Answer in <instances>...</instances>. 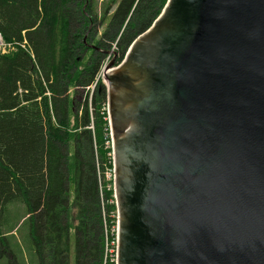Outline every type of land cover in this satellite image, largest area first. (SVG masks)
<instances>
[{"label": "water", "instance_id": "1", "mask_svg": "<svg viewBox=\"0 0 264 264\" xmlns=\"http://www.w3.org/2000/svg\"><path fill=\"white\" fill-rule=\"evenodd\" d=\"M104 75L115 264H264V0H168Z\"/></svg>", "mask_w": 264, "mask_h": 264}, {"label": "trees", "instance_id": "2", "mask_svg": "<svg viewBox=\"0 0 264 264\" xmlns=\"http://www.w3.org/2000/svg\"><path fill=\"white\" fill-rule=\"evenodd\" d=\"M97 1L0 0V35L14 46L0 54V258L11 255L8 264H25L16 239L22 223L31 264H69L70 230L75 264H115L116 205L104 177L112 168L107 91L96 80L102 51L134 0L120 1L95 40L100 51L89 47L91 29L114 0ZM165 1L120 36L116 60ZM17 205L24 210L12 218Z\"/></svg>", "mask_w": 264, "mask_h": 264}, {"label": "rangeland", "instance_id": "3", "mask_svg": "<svg viewBox=\"0 0 264 264\" xmlns=\"http://www.w3.org/2000/svg\"><path fill=\"white\" fill-rule=\"evenodd\" d=\"M103 0H98L97 1V3H100V2H102ZM120 1L121 0H114V3H113V5H110L111 6V10L108 12V14L106 15L107 16V18L104 20V22L102 23V25L99 23V21H97L96 22V24L95 25H93L92 26V29H91V34L93 35V37L95 38L94 39V43H91V44H89V47L90 48H94V49H96V50H99L100 51V49L99 48H96L97 46L95 45V40L97 39L98 40V38H100V37H102L101 35H103V32L105 31V29L107 28V26H108V23H109V21H110V18H111V15L112 14H114L115 13V11H116V9H117V7L119 6V4H120ZM158 1H160V0H158ZM145 3V1H143V0H134L133 1V3H132V5H131V8L129 9V11H128V13L126 14V16H125V18H124V20H123V23L120 25V27H118L117 29H116V39L114 40V41H111L110 40V43H109V45L105 48V50L104 51H102L103 52V54H104V57L102 58V60H101V63H100V65H101V68H100V71H99V73H98V77H97V80H96V82L97 81H99L100 80V82H102L103 84H106V78H105V75H104V68H105V66L112 60V59H114V65L116 66V65H118L122 60H123V58L121 59H119V60H116L118 57H119V49H118V46H117V42H118V40H119V38H120V36L121 35H123V34H125L126 32L128 33L130 30H131V28L135 25V22L138 20V21H140V22H145V21H147L146 19H147V17H151L152 16V14H153V12H154V10L152 11V9H153V7L155 6V5H157L158 3H157V0H152V2H151V4L150 5H148L146 8H147V11H143L142 13H140V16H139V8H140V6L141 5H147V4H144ZM141 4V5H140ZM156 7V6H155ZM152 11V12H151ZM146 15H148V16H146ZM138 18V19H137ZM137 19V20H136ZM137 24V23H136ZM141 24V23H140ZM132 25V26H131ZM128 26H130L129 28L130 29H128ZM114 36H115V31H114ZM130 45V44H129ZM92 46V47H91ZM129 47V46H128ZM128 47H127V49H128ZM127 49H126V51H127ZM126 51H125V53H126ZM0 54H3L1 51H0ZM125 55V54H124ZM124 57V56H123ZM94 85H95V82L91 85V89L94 87ZM106 86V85H105ZM106 90H107V87H106ZM80 92V91H79ZM69 93H70V95L72 94V91L71 90H69ZM78 99H81V93H78V94H76L75 95ZM107 96V95H106ZM75 98V97H74ZM107 98V97H106ZM104 108H105V111L107 112V102H106V104H105V106H104ZM107 121H108V118H107ZM108 124H109V121H108ZM88 128H92V125H89L88 126ZM110 144H111V141H110ZM106 178H107V173H106ZM16 213H14L13 215H12V218H15L16 217V215H17V213L18 214H21L22 212H23V210H24V208L21 206V205H17L16 206ZM73 211L74 210H72L71 212H70V215H72L73 214ZM104 215H105V213H104ZM71 219H72V217H71ZM103 220H104V218H103ZM27 229V225H26V223H22L21 225H20V227H19V230H17V234L18 235H16V239L19 241V243H20V245H21V248H22V251H23V259H24V261H25V264H31V262H30V255H29V253H28V250H27V248L25 247V239H26V237H25V233H26V230ZM20 233H22V237L20 236ZM69 240H70V253H69V264H75V261H74V244H73V239H74V233H73V230H70V233H69ZM115 248H116V246H115ZM114 250V249H113ZM108 252H111V250L110 249H108ZM114 253V252H113ZM9 258H8V261H12L13 260V257L10 255V256H8ZM8 261H7V258L6 257H4V258H0V264H8ZM21 264H23V263H21Z\"/></svg>", "mask_w": 264, "mask_h": 264}, {"label": "built area", "instance_id": "4", "mask_svg": "<svg viewBox=\"0 0 264 264\" xmlns=\"http://www.w3.org/2000/svg\"><path fill=\"white\" fill-rule=\"evenodd\" d=\"M21 46H23V45H21ZM13 48H14L13 44L4 42L2 37H1V35H0V51L2 53H6V52H8L9 50H11ZM107 118H108V116H107ZM109 136H110V134H109ZM110 156H111V160H112V149H111V155ZM106 173H107V178H106ZM104 177H105V180H110L112 182V168L111 169H106L104 171ZM107 187H109V185ZM111 245L114 246V253H115V242H111ZM108 249H110V248H108L107 241H106V251H108ZM110 250L112 251V249H110ZM114 257H115V254H114ZM114 261H115V258H114Z\"/></svg>", "mask_w": 264, "mask_h": 264}, {"label": "flooded vegetation", "instance_id": "5", "mask_svg": "<svg viewBox=\"0 0 264 264\" xmlns=\"http://www.w3.org/2000/svg\"><path fill=\"white\" fill-rule=\"evenodd\" d=\"M167 2H168V0L165 1L164 5H163V6L161 7V9L159 10L158 14H157L155 17H152L153 20L150 22V24H149L147 27H145L143 30H141V31L137 34V36L141 35V34L144 33L146 30L149 31V28H151V26L154 25V22H155L158 18H160V17L162 16V14L164 13V9L166 8V4H167ZM150 4H151V2L147 3V5H145V6L147 7V6L150 5ZM147 16H148V15H147ZM148 19H150V18L147 17L146 20H148ZM137 36H136V37H137ZM136 37H135V38H136Z\"/></svg>", "mask_w": 264, "mask_h": 264}, {"label": "bare ground", "instance_id": "6", "mask_svg": "<svg viewBox=\"0 0 264 264\" xmlns=\"http://www.w3.org/2000/svg\"><path fill=\"white\" fill-rule=\"evenodd\" d=\"M112 231V230H111ZM114 252V251H113ZM107 253H108V251H107Z\"/></svg>", "mask_w": 264, "mask_h": 264}]
</instances>
